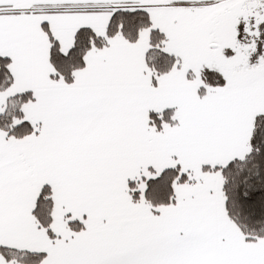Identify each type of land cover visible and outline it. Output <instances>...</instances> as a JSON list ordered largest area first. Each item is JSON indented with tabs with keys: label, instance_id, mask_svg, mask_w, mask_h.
<instances>
[{
	"label": "snow or ice",
	"instance_id": "6c2138e0",
	"mask_svg": "<svg viewBox=\"0 0 264 264\" xmlns=\"http://www.w3.org/2000/svg\"><path fill=\"white\" fill-rule=\"evenodd\" d=\"M0 264H264V0H0Z\"/></svg>",
	"mask_w": 264,
	"mask_h": 264
}]
</instances>
